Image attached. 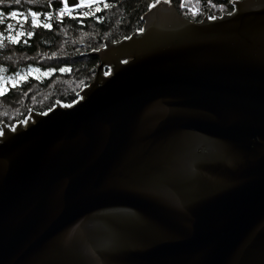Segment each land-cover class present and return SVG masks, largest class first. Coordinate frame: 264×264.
<instances>
[{"label":"water","instance_id":"obj_1","mask_svg":"<svg viewBox=\"0 0 264 264\" xmlns=\"http://www.w3.org/2000/svg\"><path fill=\"white\" fill-rule=\"evenodd\" d=\"M154 4L80 98L3 121L0 264H264V0Z\"/></svg>","mask_w":264,"mask_h":264},{"label":"trees","instance_id":"obj_2","mask_svg":"<svg viewBox=\"0 0 264 264\" xmlns=\"http://www.w3.org/2000/svg\"><path fill=\"white\" fill-rule=\"evenodd\" d=\"M156 1L90 0L69 7L66 0H21L19 4L3 0L0 130L4 120L8 123L27 118L32 110L47 111L59 100L63 104L75 101L79 90L94 78L100 63L99 55L83 52L100 48L105 39L117 41L141 29L143 14ZM172 1L183 14L196 20L233 9V0ZM188 6L197 7V13L193 14ZM13 11L18 13L17 19L11 17Z\"/></svg>","mask_w":264,"mask_h":264},{"label":"snow or ice","instance_id":"obj_3","mask_svg":"<svg viewBox=\"0 0 264 264\" xmlns=\"http://www.w3.org/2000/svg\"><path fill=\"white\" fill-rule=\"evenodd\" d=\"M2 2H3V0H0V3H2ZM14 2H15L16 4H19V3L21 2V0H14ZM157 2H159V0H157ZM165 2H168V0H165ZM155 6H156L155 4H152L150 7H155ZM181 6L183 7L184 5H181ZM89 7H91V5H89ZM105 7H108V5L106 4ZM63 14H64V13L61 12V15H63ZM31 15H32L33 18L36 17V13H34V12H33ZM11 17H12L13 19H17V18H18V13L15 12V11H13V12L11 13ZM213 18H214V17H213ZM24 19L27 20V17L25 16ZM0 22H3V20H2V14H0ZM36 23L38 24V21H36ZM8 27L11 28L12 25H8ZM44 27H51V25H49V24H45ZM23 34H24V33H20V35H23ZM29 35H31V33H29ZM16 42H18V41H16ZM0 71H2V70H0ZM61 71H63V69H62ZM45 75H48V73H45ZM20 79L23 80V79H25V77L21 76ZM14 86H15V85H14ZM0 95H3V89H2V88H0ZM0 134H2V133H0Z\"/></svg>","mask_w":264,"mask_h":264},{"label":"rangeland","instance_id":"obj_4","mask_svg":"<svg viewBox=\"0 0 264 264\" xmlns=\"http://www.w3.org/2000/svg\"><path fill=\"white\" fill-rule=\"evenodd\" d=\"M106 71H107V73L109 72V67H107L106 68ZM89 84V83H88ZM88 84H86V85H88ZM86 85H84L82 88H81V90L86 86ZM81 90H79V94H78V98H80L81 97V94H80V91ZM77 98V99H78ZM30 116V114L27 116V117H29ZM27 120V118H19V119H17V120H14V121H11V122H6L7 124H10L11 126H14V125H16L19 121H23V122H25Z\"/></svg>","mask_w":264,"mask_h":264},{"label":"built area","instance_id":"obj_5","mask_svg":"<svg viewBox=\"0 0 264 264\" xmlns=\"http://www.w3.org/2000/svg\"><path fill=\"white\" fill-rule=\"evenodd\" d=\"M189 10L193 13V14H196L197 11H198V8L197 7H194V6H188Z\"/></svg>","mask_w":264,"mask_h":264}]
</instances>
